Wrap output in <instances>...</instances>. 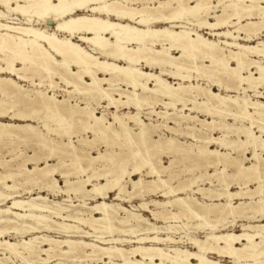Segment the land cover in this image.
I'll list each match as a JSON object with an SVG mask.
<instances>
[{"label":"bare ground","instance_id":"bare-ground-1","mask_svg":"<svg viewBox=\"0 0 264 264\" xmlns=\"http://www.w3.org/2000/svg\"><path fill=\"white\" fill-rule=\"evenodd\" d=\"M0 6V140L36 150L0 161V264H264V0Z\"/></svg>","mask_w":264,"mask_h":264},{"label":"rangeland","instance_id":"rangeland-1","mask_svg":"<svg viewBox=\"0 0 264 264\" xmlns=\"http://www.w3.org/2000/svg\"><path fill=\"white\" fill-rule=\"evenodd\" d=\"M154 2H156V1H154ZM189 2H191V1H189ZM214 2H216V0H214ZM136 5H139V3L138 2H135L134 3V6H136ZM0 10H2V11H5L6 12V10H5V8L4 7H2V6H0ZM80 12H84V10H82V11H80ZM253 18H256V19H258L256 16L255 17H253ZM211 21H212V19H211ZM245 21V18L243 19V21L242 22H244ZM185 21H183V23H184ZM44 23H41V25H39V26H44L43 25ZM53 25V23H49V26L51 27ZM230 29H232V27H229ZM204 36H206V37H209L210 39L211 38H213V37H210L208 34H207V32H206V30H201L200 31ZM241 37L242 36H244V33H241V35H240ZM74 40H77L76 38H74ZM258 40H263L264 41V29L262 30V32H260L259 34H258V36H257V38L256 39H254V40H251L250 42H249V44L250 45H252V44H255ZM240 42H242V43H247L246 41H244V40H242V39H240ZM173 54L174 55H177V52H175V51H173ZM255 59H257V58H255ZM172 79H169V81H171ZM173 81V80H172ZM22 83H24V82H22ZM25 84H27L26 82H25ZM59 85H61V87L63 86V84L62 83H60ZM214 90H216L215 88H213ZM260 91H263V89L262 88H260L259 89ZM48 92H50L51 93V91L49 90ZM62 94H63V91H57V97L59 98H62L61 96H62ZM231 94H233V93H231ZM250 94V97L251 98H255L253 95H252V92H250L249 93ZM260 100L261 101H263L264 102V97H262V98H260ZM160 109H162V107L161 106H157V108H156V110H160ZM186 110V109H185ZM96 112H100V109L99 108H97L96 109ZM186 112H188V111H186ZM199 115V114H198ZM144 116L145 117H147V115H145L144 114V112H143V114L141 115V118L143 119V120H145L146 122H148L149 121V119L148 118H144ZM201 118H204L203 116H201V115H199ZM150 118H151V120L153 121V122H160V118H157V117H155V116H150ZM0 120H2L3 122H8V121H10L7 117H3V118H1ZM15 122H18V121H15ZM228 122H232V120H229L228 119ZM53 124V127H56V123H52ZM171 125H172V123H170ZM134 127V126H133ZM134 129H135V131L137 130L136 129V127H134ZM159 132H161V133H163V134H166V135H169L170 136V133L169 132H167V131H165L162 127H160V129H159ZM158 132V133H159ZM212 134H213V136L214 137H216V136H219L220 135V132H218V131H213L212 132ZM53 134H51V136H52ZM88 136H90V135H88ZM53 137V136H52ZM231 138H234V135H231ZM182 140H184L183 138H181ZM73 140H76V138H73ZM185 140H187V139H185ZM10 143H9V142ZM188 141H190V140H188ZM76 144V143H75ZM31 146H33V144L31 143V142H29V143H26V142H23V141H21V140H16V141H10V139H6V140H0V161H5V160H10L15 154H20L19 155V157L17 158V161H20L22 158H24L26 155L28 156V154H30L31 156H33L34 155V150H35V148H31ZM210 147L211 148H214L215 147V145H210ZM115 148V147H114ZM118 149V148H117ZM116 149V151H118ZM35 152H36V150H35ZM45 151H43V153H44ZM40 154L41 155H44V154H47L46 152L44 153V154H42V152H40ZM94 154V153H93ZM233 155H235V153L233 154ZM244 156H246L248 159H245L243 162H244V164L245 165H249L251 162H252V159L250 158V153L248 152V151H246L245 152V154H244ZM262 156L264 157V153L262 154ZM11 161V160H10ZM43 161L41 160V163H42ZM50 162H56V160L55 159H53V160H50ZM162 162H164L165 164H167L168 162H169V158H166L165 156L164 157H162ZM10 163V162H9ZM11 164L12 165H15L16 164V161H13V162H11ZM28 166L29 167H31L32 166V162H30V161H28ZM182 164V165H181ZM38 165H42V164H38ZM177 165L179 166V167H177ZM189 166V165H191L189 162H187V161H185V164L184 163H176L175 165H174V167H173V170H174V172H175V174H177V173H179V171L180 170H182L184 167L183 166ZM177 167V168H176ZM177 170V171H176ZM197 170V172H195ZM195 171H194V174H199V173H201V172H203V168H202V170H201V168H199V169H196ZM209 172H212V169H207ZM167 174V173H166ZM180 175H179V179H184V178H186V177H188V176H190V175H188V173H183V172H180L179 173ZM134 178H135V176H134ZM176 179H174L173 180V182H175L176 183V181H175ZM102 181V180H101ZM58 182H59V184L60 185H62L63 183H62V181H60V180H58ZM255 181H252V182H250V183H248L247 184V187L249 188V189H253V187H255V183H254ZM205 186H207L206 185V183H205V185H204V187ZM24 187H26V185L24 186ZM231 187V188H230ZM229 187V189H230V191H235V190H237L238 189V187L236 186V185H232V186H230ZM36 193V190L34 189L33 191H32V194H35ZM29 194H27V193H23L22 195H21V197L22 198H25V197H27ZM159 196V195H158ZM154 196V197H151V196H147V197H143L144 198V200L145 201H150L151 199H159V200H162L163 198L161 197V196ZM198 196V195H197ZM198 197H200V196H198ZM51 199H55L56 201L57 200H62L63 198H62V196H49L48 197V199H46V201H48V200H50L51 201ZM73 201L71 202V203H67L66 204V202H64V203H61V206H66V205H69L70 206V208H75L76 207V203H77V201L75 200V199H72ZM107 200H109V201H114V200H112V195L110 194V198H108ZM199 200H202V199H199ZM140 201H142L140 198H136V199H134V200H131V202H120L124 207H128V208H131V206H135V205H138V203L140 202ZM49 202V201H48ZM94 201H91V200H88V203H93ZM114 202H116V201H114ZM233 202L234 203H238L239 202V200H233ZM149 207H151L152 205H148ZM151 209H153V206L151 207ZM143 211H145V212H142V214L144 215V216H147L149 219H152L151 218V216H150V212H149V210L147 209H145V210H143ZM149 212V213H148ZM120 214H122V212H120ZM60 219V218H59ZM61 220V219H60ZM212 221H210V223H208V225H205L204 227H203V229L201 228V229H198V230H196L195 231V235L198 237V238H204V236H205V234L206 233H208V232H210V224H213V222H214V220L213 219H211ZM227 220H231V218H228ZM236 220H238V219H236ZM233 221V225L231 226V227H228V228H226L225 230H223V231H227V230H231V228L233 229V231L234 232H241V224L242 223H244V222H246V221H241V220H238V221ZM263 220V221H262ZM262 222H264V219L262 218ZM153 221V220H152ZM197 221L199 222V220H194V219H188V220H186V218H182L181 219V221L180 222H178V223H187V224H191V223H193V224H195V222L197 223ZM156 223H158V224H162V223H160V222H156ZM173 223H175V222H173ZM254 223H259V222H254ZM81 227H82V229L83 230H86L85 228L86 227H84L83 225H81ZM187 228H190V227H186V229ZM191 229V228H190ZM189 230V229H188ZM82 231V230H81ZM45 232L46 231H43L42 233H44L45 234ZM48 232H50V231H48ZM80 232V231H79ZM197 232V233H196ZM214 232H221V230H214ZM46 234H49V235H51V236H59V237H62V235H65V234H57V232L56 233H47L46 232ZM6 239H9V240H11V241H13V240H15L16 238H15V236L13 235V234H10L9 236H7L6 237ZM126 246H127V244H126ZM186 247L188 248V249H190V250H193L192 248H190L189 247V245H186ZM209 256V258H212V259H215L216 257H215V255H213V254H209L208 255ZM104 260H106V259H104ZM222 260L224 261V262H226V263H228V264H231V262L229 261V259H228V257H224V258H222ZM118 262V261H117ZM99 264V263H98ZM101 264V263H100Z\"/></svg>","mask_w":264,"mask_h":264},{"label":"crops","instance_id":"crops-1","mask_svg":"<svg viewBox=\"0 0 264 264\" xmlns=\"http://www.w3.org/2000/svg\"><path fill=\"white\" fill-rule=\"evenodd\" d=\"M2 121V120H1ZM15 122V121H14ZM101 150H102V148H101ZM93 153L95 154L96 152L93 150ZM28 155H30V154H28ZM49 160H53V159H49ZM50 162V161H49ZM40 164H43V162L41 163V161L39 162ZM38 163V164H39ZM60 180V179H59ZM60 181H62V180H60ZM111 195H112V193H110ZM110 194H109V196H110ZM48 196H51V195H48ZM53 196V195H52ZM112 200H114V199H112ZM92 201V200H91ZM87 202H88V200H87Z\"/></svg>","mask_w":264,"mask_h":264},{"label":"snow or ice","instance_id":"snow-or-ice-1","mask_svg":"<svg viewBox=\"0 0 264 264\" xmlns=\"http://www.w3.org/2000/svg\"><path fill=\"white\" fill-rule=\"evenodd\" d=\"M261 134L264 135V130H262V133Z\"/></svg>","mask_w":264,"mask_h":264}]
</instances>
